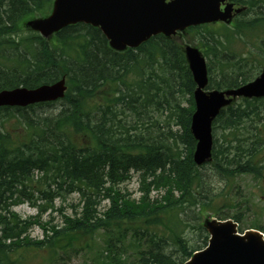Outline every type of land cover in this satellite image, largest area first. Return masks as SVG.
Instances as JSON below:
<instances>
[{"label": "trees", "instance_id": "trees-1", "mask_svg": "<svg viewBox=\"0 0 264 264\" xmlns=\"http://www.w3.org/2000/svg\"><path fill=\"white\" fill-rule=\"evenodd\" d=\"M232 2L243 10L229 25L191 27L179 35L187 41L158 35L115 52L98 28L81 23L48 40L25 30L27 18L49 15L53 0H0V91L34 89L62 77L67 84L55 115L32 113L54 103L0 108V264H45L89 249L79 241H92L101 230L120 240L105 243L95 264H183L207 245L206 209L190 220L186 213L202 183L190 132L195 84L183 48L195 46L206 58L209 91L257 78L264 67V0ZM239 101L212 121L221 141L213 140L210 164L224 179L260 178L264 99ZM11 119L13 126L7 125ZM132 173L138 174L139 199L118 188ZM153 189L164 194L153 200ZM63 193L78 194L80 205L72 216L62 215V227L43 224L41 215L53 211ZM101 202L106 209L98 215ZM23 203L37 214L19 217L13 208ZM35 226L42 240L30 237Z\"/></svg>", "mask_w": 264, "mask_h": 264}, {"label": "water", "instance_id": "water-1", "mask_svg": "<svg viewBox=\"0 0 264 264\" xmlns=\"http://www.w3.org/2000/svg\"><path fill=\"white\" fill-rule=\"evenodd\" d=\"M230 0H54L52 12L28 26L43 38L78 23L98 28L111 49L136 48L152 36L171 37L188 27L216 22L229 23L234 10ZM223 6V8H221ZM196 90L191 133L197 142L193 153L196 166L210 161L211 122L219 111L235 98H264V69L253 82L229 92L206 94V65L199 51L187 46L184 50ZM65 79L35 89L17 88L0 92V107H26L52 102L64 97ZM264 183V176L262 178ZM207 247L196 252L185 264H264V241L255 231L244 236L237 233L231 220H208Z\"/></svg>", "mask_w": 264, "mask_h": 264}, {"label": "rangeland", "instance_id": "rangeland-1", "mask_svg": "<svg viewBox=\"0 0 264 264\" xmlns=\"http://www.w3.org/2000/svg\"><path fill=\"white\" fill-rule=\"evenodd\" d=\"M36 17H29L24 23L25 30H30L28 23L33 21ZM188 36L182 37L180 41H187ZM207 93V92H206ZM187 97H184L186 99ZM240 102V101H236ZM60 103H54L50 108L35 109L32 111L40 112L45 117L49 115H55L60 108ZM31 115V112H28ZM264 118V117H263ZM15 120H9L7 125H15ZM264 122V121H263ZM176 131V128L173 127ZM10 130H13L11 128ZM212 140L217 142L221 141V131L212 130ZM211 162L199 168V177L201 179L202 188L197 195L196 204H194L190 210H187V219L190 220L195 214H199L202 209H206L203 213V220L216 219L214 215L222 216L223 218H232L237 216L239 223L237 224L242 232L247 229H255V227H262L264 234V186L262 178L264 174H261L260 178L252 175H237L234 178L224 179L221 178L212 170ZM121 193L129 195L133 199H139L141 196L139 190L138 174L132 173L131 179L127 182L118 185ZM152 189V188H151ZM64 194L63 199L56 200L54 202L53 211H48L41 215V222L49 223L51 226L62 227L63 219L62 215L72 216L74 208L80 205L78 194ZM164 194L163 190H151L150 198L159 199ZM44 201L37 202V205H42ZM106 203L101 202V205L97 208L98 215L106 209ZM208 205V206H207ZM14 212L21 218L33 217L37 214V209L29 206L26 203L17 205L13 208ZM190 226L187 227L185 234L189 235ZM30 237L34 240L43 239V230L39 226H35L30 231ZM116 239L120 240L117 233L108 234L102 230L96 234L92 241L89 239H81L79 241L80 247H83L85 242L90 245L89 249L75 250L68 252L62 258H54L53 260H47L45 264H95V258L97 253L105 250V243L113 241L118 244ZM38 261V262H37ZM37 262V263H35ZM41 264V259H36L33 264Z\"/></svg>", "mask_w": 264, "mask_h": 264}]
</instances>
